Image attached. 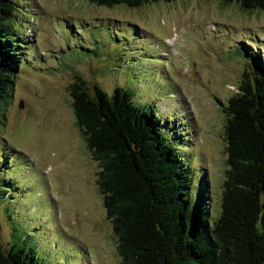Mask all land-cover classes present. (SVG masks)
I'll return each instance as SVG.
<instances>
[{"label": "rangeland", "instance_id": "1", "mask_svg": "<svg viewBox=\"0 0 264 264\" xmlns=\"http://www.w3.org/2000/svg\"><path fill=\"white\" fill-rule=\"evenodd\" d=\"M14 1L24 60L0 120V247L15 243L38 264L121 263L100 168L75 124L77 76L90 90L95 83L108 94L115 86L133 91L165 137L178 131L183 163L206 188L214 218L227 168L221 105L251 58L264 56V9L219 0L137 8Z\"/></svg>", "mask_w": 264, "mask_h": 264}, {"label": "trees", "instance_id": "2", "mask_svg": "<svg viewBox=\"0 0 264 264\" xmlns=\"http://www.w3.org/2000/svg\"><path fill=\"white\" fill-rule=\"evenodd\" d=\"M89 1L137 8L175 0ZM219 1L244 11L264 9V0ZM16 10L14 0H0V120L23 63ZM251 59L237 91L221 105L227 168L214 218L206 188H198L190 164L183 163L178 131L166 133L175 147L154 113L133 102V91L115 86L108 94L95 83L90 90L76 77L71 107L100 168L97 183L120 264H264V56ZM0 264L38 263L32 252L9 243L6 251L0 247Z\"/></svg>", "mask_w": 264, "mask_h": 264}]
</instances>
